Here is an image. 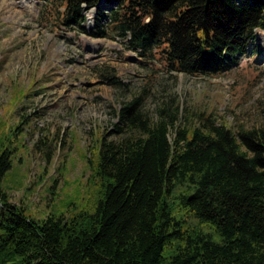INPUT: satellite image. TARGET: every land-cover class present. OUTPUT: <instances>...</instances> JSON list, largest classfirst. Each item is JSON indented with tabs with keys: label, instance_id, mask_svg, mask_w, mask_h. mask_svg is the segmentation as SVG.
I'll list each match as a JSON object with an SVG mask.
<instances>
[{
	"label": "trees",
	"instance_id": "obj_1",
	"mask_svg": "<svg viewBox=\"0 0 264 264\" xmlns=\"http://www.w3.org/2000/svg\"><path fill=\"white\" fill-rule=\"evenodd\" d=\"M40 17L95 37L114 30L168 70L214 76L264 30V0H45ZM101 76L126 85L111 67ZM180 110L154 119L142 95L122 102L85 154L92 194L51 188L41 216L3 187L25 128L0 122V264H264V124L234 131L203 111L200 125L176 126Z\"/></svg>",
	"mask_w": 264,
	"mask_h": 264
},
{
	"label": "rangeland",
	"instance_id": "obj_2",
	"mask_svg": "<svg viewBox=\"0 0 264 264\" xmlns=\"http://www.w3.org/2000/svg\"><path fill=\"white\" fill-rule=\"evenodd\" d=\"M3 1L0 122H5L4 132L21 121L25 128L16 165L3 187L12 203L25 205L32 215L48 213L51 188L61 198L92 194V169L85 157L92 137L113 129L121 103L136 95H142L154 119L179 105L176 126L188 117L200 125L198 114L203 111L214 114L218 123L226 121L234 131L264 124L260 28L231 69L194 76L168 70L164 63L130 49L128 39L114 30L110 36L95 37L41 20L45 0ZM95 13L94 8L86 12L87 27L94 25ZM107 67L126 85L108 84L101 76Z\"/></svg>",
	"mask_w": 264,
	"mask_h": 264
},
{
	"label": "bare ground",
	"instance_id": "obj_3",
	"mask_svg": "<svg viewBox=\"0 0 264 264\" xmlns=\"http://www.w3.org/2000/svg\"><path fill=\"white\" fill-rule=\"evenodd\" d=\"M4 1H5V0H4ZM4 1H3V3H4ZM1 3H2V2H1ZM260 31H261L262 34H264V31H263V30H260ZM262 34H261V35H262Z\"/></svg>",
	"mask_w": 264,
	"mask_h": 264
}]
</instances>
